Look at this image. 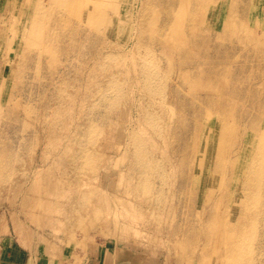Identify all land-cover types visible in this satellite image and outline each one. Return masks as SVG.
Segmentation results:
<instances>
[{
	"label": "rangeland",
	"instance_id": "374dc122",
	"mask_svg": "<svg viewBox=\"0 0 264 264\" xmlns=\"http://www.w3.org/2000/svg\"><path fill=\"white\" fill-rule=\"evenodd\" d=\"M264 264V0H0V264Z\"/></svg>",
	"mask_w": 264,
	"mask_h": 264
},
{
	"label": "crops",
	"instance_id": "0c3cea01",
	"mask_svg": "<svg viewBox=\"0 0 264 264\" xmlns=\"http://www.w3.org/2000/svg\"><path fill=\"white\" fill-rule=\"evenodd\" d=\"M86 264H103V263H101L99 260H90L87 261Z\"/></svg>",
	"mask_w": 264,
	"mask_h": 264
}]
</instances>
